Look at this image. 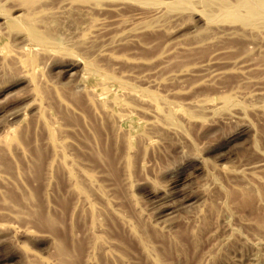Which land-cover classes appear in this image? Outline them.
I'll use <instances>...</instances> for the list:
<instances>
[{
	"label": "rangeland",
	"instance_id": "obj_1",
	"mask_svg": "<svg viewBox=\"0 0 264 264\" xmlns=\"http://www.w3.org/2000/svg\"><path fill=\"white\" fill-rule=\"evenodd\" d=\"M240 1L0 0V264H264Z\"/></svg>",
	"mask_w": 264,
	"mask_h": 264
},
{
	"label": "bare ground",
	"instance_id": "obj_2",
	"mask_svg": "<svg viewBox=\"0 0 264 264\" xmlns=\"http://www.w3.org/2000/svg\"><path fill=\"white\" fill-rule=\"evenodd\" d=\"M258 1V0H257ZM1 5H2V3H1ZM238 5V4H237ZM66 6H68V5H66ZM56 7V6H55ZM54 7V8H55ZM58 7V6H57ZM56 7V8H57ZM84 7V6H83ZM228 7V6H227ZM237 7V6H236ZM47 8V7H46ZM45 8V9H46ZM54 8H52V9H54ZM79 8H82V7H79ZM78 8V9H79ZM85 8V7H84ZM84 8H82V9H84ZM226 7H224V9H225ZM229 8H231V7H229ZM226 9V13L227 14H231L232 16H234L235 17V19L236 20H238V21H242V22H244V21H247V20H249V19H259V20H261L262 18H264V16H263V13L260 11V3H258V2H256V1H254V0H241L240 2H239V5H238V8L240 9V8H242V9H245L246 10V13H245V15L244 14H239L238 12H237V10L235 9V10H231V9ZM49 9V8H48ZM52 9H50V10H52ZM86 9V8H85ZM264 9V8H263ZM1 10V9H0ZM9 17H10V15H9ZM135 18V17H134ZM9 19V18H8ZM12 20H16V19H13L12 18ZM125 20V19H124ZM100 21V20H99ZM117 21H119L118 19H117ZM15 22V21H14ZM111 22V21H110ZM110 22H103L105 25L107 24V23H109L108 25H113V24H115V23H112L111 22V24H110ZM114 22V21H113ZM21 23V22H20ZM32 23V22H31ZM117 23V22H116ZM246 23V22H245ZM248 23H249V21H248ZM10 24H12V23H10ZM16 24H18L17 23V21H16ZM102 24V23H101ZM104 24H103V26H104ZM19 25V24H18ZM21 26V25H20ZM23 26V25H22ZM107 26V25H106ZM105 26V27H106ZM110 27V26H109ZM29 29H30V31H31V34H32V36H33V38L36 40V41H41V42H47V41H51V42H53V41H56V39L54 38V37H52V36H48V35H43V34H40V33H38V32H36L33 28H32V26L29 24ZM64 39V38H63ZM32 41V40H31ZM34 42V41H33ZM56 43V42H55ZM51 44H54V43H51ZM42 45V44H41ZM59 46V45H58ZM210 70V69H209ZM208 71V70H207ZM211 71V70H210ZM219 72V71H218ZM212 73V72H211ZM210 73V74H211ZM209 75V74H208ZM5 180V179H4ZM59 256H60V259L63 261V262H65V260H67V253H66V250H65V248H64V246H60L59 247Z\"/></svg>",
	"mask_w": 264,
	"mask_h": 264
}]
</instances>
